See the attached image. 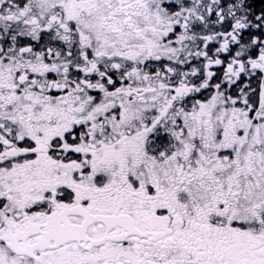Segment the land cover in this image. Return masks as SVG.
Listing matches in <instances>:
<instances>
[{
    "label": "snow or ice",
    "instance_id": "6c2138e0",
    "mask_svg": "<svg viewBox=\"0 0 264 264\" xmlns=\"http://www.w3.org/2000/svg\"><path fill=\"white\" fill-rule=\"evenodd\" d=\"M0 264H264V0H0Z\"/></svg>",
    "mask_w": 264,
    "mask_h": 264
}]
</instances>
